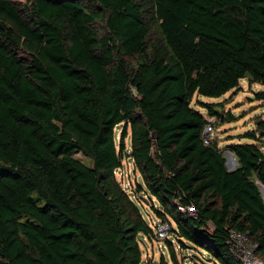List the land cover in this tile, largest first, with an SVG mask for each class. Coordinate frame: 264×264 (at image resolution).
Instances as JSON below:
<instances>
[{
	"label": "trees",
	"instance_id": "16d2710c",
	"mask_svg": "<svg viewBox=\"0 0 264 264\" xmlns=\"http://www.w3.org/2000/svg\"><path fill=\"white\" fill-rule=\"evenodd\" d=\"M243 79L264 86V0H0V264H147L137 194L170 224L174 264L171 238L244 264L232 231L264 262V118L226 145L233 169L202 139L236 116L201 97Z\"/></svg>",
	"mask_w": 264,
	"mask_h": 264
},
{
	"label": "rangeland",
	"instance_id": "374dc122",
	"mask_svg": "<svg viewBox=\"0 0 264 264\" xmlns=\"http://www.w3.org/2000/svg\"><path fill=\"white\" fill-rule=\"evenodd\" d=\"M22 1V0H21ZM264 90V86L261 84L249 83L246 79L241 80L240 88L231 89L226 94L219 98L201 97L204 101L209 102H221L224 104V112H231L235 114L236 119L226 122L224 124H217L215 137L218 140L219 146L224 150L227 156V164L229 169H233L237 164L234 154L226 150L225 147L231 142L241 141L239 136L246 130L254 129L257 126L258 118H264V99H258L257 92ZM204 111L203 108L197 106ZM217 122V121H216ZM122 126L119 125L116 128V141L119 140V135ZM264 140V134L261 136ZM242 141H245L242 139ZM126 146L130 148V139H126ZM229 152V153H228ZM74 156L83 161L84 163L91 165L92 161L84 156L81 152H77ZM123 181V185L128 189L134 190L138 181H141V177L138 173L134 172L133 163L131 160H124V166L122 171L117 174ZM130 184V185H129ZM140 201L142 211L145 217L153 224L158 223L160 219L154 210L152 209V202L147 195L137 194ZM155 204L156 201H155ZM159 218V219H158ZM171 236L170 231L166 238ZM166 238H159L157 236L147 237L142 236L141 248L143 252V258L147 264H164L162 257L169 264H174L170 257V242ZM172 245L177 254L178 261L181 264H216L209 259V256L204 252L194 251L191 248H182L176 238H171Z\"/></svg>",
	"mask_w": 264,
	"mask_h": 264
},
{
	"label": "built area",
	"instance_id": "2783aa9c",
	"mask_svg": "<svg viewBox=\"0 0 264 264\" xmlns=\"http://www.w3.org/2000/svg\"><path fill=\"white\" fill-rule=\"evenodd\" d=\"M215 132L216 118L208 117V121L204 126L202 133L203 142L205 144H210L215 136ZM121 171L122 169H120L117 173H120ZM179 208L184 211L187 210L190 214L196 213V208L193 205H179ZM154 225L156 236L162 239L166 238L170 230V224L167 221L158 220V223H155ZM230 241L234 251L243 260L244 264H264L263 260L255 253L257 244L252 241L246 233L232 231L230 233Z\"/></svg>",
	"mask_w": 264,
	"mask_h": 264
},
{
	"label": "water",
	"instance_id": "95a60500",
	"mask_svg": "<svg viewBox=\"0 0 264 264\" xmlns=\"http://www.w3.org/2000/svg\"><path fill=\"white\" fill-rule=\"evenodd\" d=\"M156 136H157V134H156V132H152V134H151V138H156ZM229 153V152H228ZM229 168V167H228ZM261 190H262V194H263V196H264V187L261 185Z\"/></svg>",
	"mask_w": 264,
	"mask_h": 264
}]
</instances>
